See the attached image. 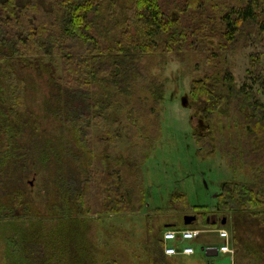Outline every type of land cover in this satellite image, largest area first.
<instances>
[{
	"label": "trees",
	"instance_id": "trees-1",
	"mask_svg": "<svg viewBox=\"0 0 264 264\" xmlns=\"http://www.w3.org/2000/svg\"><path fill=\"white\" fill-rule=\"evenodd\" d=\"M213 40H217L214 51ZM252 45L264 50V0H134L126 13L117 0H0V56L8 69L4 93L8 109L3 126L15 130L13 122H19L21 114H30L26 81L14 72L10 59H20L24 64L39 61L45 71H54L60 89L59 104L47 103V109L91 158L98 155L105 159L104 151L94 153L93 147L109 146L116 142L113 138L122 142L114 134V120L109 115L112 110L130 107L126 117L137 128V109L129 101L130 94L134 96L142 89L149 92L156 105L166 100L164 83L151 73L154 57L208 49L211 53L205 58L210 65L221 66L193 82L191 97L201 104L206 120L212 122L224 106L247 127L244 143L255 173L253 183H227L216 195L214 212L223 217L231 213L242 225L245 220L264 225V102L260 92L239 87L226 58ZM263 56L264 51L250 55L251 75L258 82L263 77ZM106 97L114 99L108 103ZM141 104L145 106V101ZM7 133L6 138L12 139ZM134 136H126L124 141L133 142ZM198 139L202 143L205 140L200 135ZM61 191L64 201L53 199L41 219L59 222L57 247L66 264H96L95 248L88 238L89 217L137 214L146 207L144 197L139 206L128 198L123 175L116 169L104 167L85 181L73 176L61 180ZM205 208L195 207L200 225L213 227L208 221L213 212ZM0 209L11 211L14 218L20 212L29 218L41 215L22 190L0 200ZM42 222L31 223V230L23 236V247L25 254L40 257L45 263L40 250ZM238 229L232 243L237 249L242 245ZM147 251L152 264H169L162 240L153 239Z\"/></svg>",
	"mask_w": 264,
	"mask_h": 264
},
{
	"label": "rangeland",
	"instance_id": "rangeland-1",
	"mask_svg": "<svg viewBox=\"0 0 264 264\" xmlns=\"http://www.w3.org/2000/svg\"><path fill=\"white\" fill-rule=\"evenodd\" d=\"M117 1L125 13L134 3V0ZM174 17H177L176 13ZM216 43L217 40L211 41L212 51ZM255 51L264 50L252 45L235 54H227V57L222 55L231 64L229 67L239 87H251L260 92L264 102V71L260 82L251 75L250 55ZM210 53L203 48L186 55L154 57L151 73L164 83L166 100L156 105L149 92L142 89L137 90L134 96L130 94L129 101L137 109L134 116L137 128L131 124L133 120L126 117L130 107H124L123 101L115 95L120 107L124 108L121 111L114 109L109 115L114 120V134L122 142L118 143L113 138L116 142L109 146L93 147L94 153L103 150L106 160L98 155L91 158L72 139L66 126L47 109V103L59 104L57 96L60 89L54 71H45L39 61L24 64L20 59H10L14 72L26 81L25 98L30 114H21L20 121L13 122L15 130L4 128L8 109L7 94H4L7 93L5 73L8 69L6 60L0 56V85L3 86L0 92V200L9 193L22 190L41 212L37 218H29L21 212L14 218L11 211L0 209V264L44 263L40 257L35 259L34 255L25 254L23 247V236L33 224L41 221L44 237L40 250L46 257L44 264H66L57 247L61 230L59 222L41 217L53 199L64 201L61 180L72 176L85 181L104 167L116 169L123 175L127 196L133 204L139 206L143 197L146 201L145 210L137 214L89 217L88 238L95 248L96 264H152L148 244L153 239L162 240L167 223L176 222L179 228H183L185 217L192 215L197 206L214 213L217 205L215 195L228 182H254L255 173L250 168L251 158L244 143L247 127L224 106L212 122L206 120L201 104L191 97L193 82L211 74L215 66H221L210 65L205 58ZM261 65L264 70V56ZM60 73L61 70L57 74ZM112 99L114 97L103 100L110 103ZM142 101H145V106H142ZM7 132L12 139L6 138ZM132 134H135L133 142L124 141ZM198 135L205 138L203 143L202 140L199 142ZM120 157L123 158L121 163L118 162ZM91 195L97 197L94 193ZM224 215L227 218L225 228L230 231L239 228L238 238L242 245L238 246V251L234 247L235 253H239L237 264H264V225L255 226L254 221L248 224L246 220L242 225L233 214ZM215 217L222 216H211L212 219ZM217 227L218 224L207 228L213 230ZM202 237L199 243L194 244L198 252L195 258L167 259L168 263L233 264L224 261L222 255L206 257L200 245L209 247L222 241L215 233L207 232Z\"/></svg>",
	"mask_w": 264,
	"mask_h": 264
},
{
	"label": "built area",
	"instance_id": "built-area-1",
	"mask_svg": "<svg viewBox=\"0 0 264 264\" xmlns=\"http://www.w3.org/2000/svg\"><path fill=\"white\" fill-rule=\"evenodd\" d=\"M207 231L201 229H186V230H168L164 233V253L168 257H185L192 256L196 253L193 245L202 234ZM218 237L223 240V243L217 247L221 254L234 255L235 250L231 247V235L226 229H217Z\"/></svg>",
	"mask_w": 264,
	"mask_h": 264
},
{
	"label": "crops",
	"instance_id": "crops-1",
	"mask_svg": "<svg viewBox=\"0 0 264 264\" xmlns=\"http://www.w3.org/2000/svg\"><path fill=\"white\" fill-rule=\"evenodd\" d=\"M229 183V182H228ZM220 193V192H219ZM218 194V193H217ZM216 194V195H217ZM216 195H215V198H216ZM146 208V207H145ZM145 208H144V210H145ZM217 215V214H216ZM215 222H217V218L215 217V220L213 221V223H215ZM167 225V229H184V228H197V226H198V223L197 224H194V225H192V226H190V225H186L185 223H184V227L183 228H179V226H178V223H176V222H172V221H170L169 223H167L166 224ZM223 227H224V225H223ZM227 229V228H226ZM230 231V230H229ZM231 232V235H232V243H233V238H234V230L233 231H230ZM201 238H203V237H201ZM201 238H199L196 242H195V245L197 244V243H199L200 242V239ZM199 241V242H198ZM216 245H217V242L214 244V245H211V246H209V247H201V245H200V250L202 251V253H204L205 255H206V257H208V258H216V257H219L220 255H222V256H224V261H231L233 264H235V260L237 259V257H238V254L239 253H237L236 255H235V257H233V256H230V255H225V254H217V255H215V248L214 247H216ZM237 251H238V249H237ZM197 254H198V252L196 253V255H194V256H189V257H175V258H168V259H170V260H175V259H181V260H187L186 258H195L196 256H197ZM166 256V255H165ZM167 257V256H166ZM223 261V262H224ZM184 263L183 264H185L186 263V261H183ZM210 264H213L212 262H210Z\"/></svg>",
	"mask_w": 264,
	"mask_h": 264
},
{
	"label": "water",
	"instance_id": "water-1",
	"mask_svg": "<svg viewBox=\"0 0 264 264\" xmlns=\"http://www.w3.org/2000/svg\"><path fill=\"white\" fill-rule=\"evenodd\" d=\"M197 219V216H195V215H189V216H186L185 217V224L186 225H190V224H192L195 220ZM216 223V222H215ZM227 223V218L226 217H224V219H223V222H222V225H225ZM218 253H217V251L215 250V255H217Z\"/></svg>",
	"mask_w": 264,
	"mask_h": 264
},
{
	"label": "flooded vegetation",
	"instance_id": "flooded-vegetation-1",
	"mask_svg": "<svg viewBox=\"0 0 264 264\" xmlns=\"http://www.w3.org/2000/svg\"><path fill=\"white\" fill-rule=\"evenodd\" d=\"M192 215H195V216H197V219L195 220V222H199L200 220H199V215L198 214H195V213H193ZM208 219H212L211 218V216H210V218H208ZM215 220V218L213 219V221ZM221 223V222H220Z\"/></svg>",
	"mask_w": 264,
	"mask_h": 264
}]
</instances>
